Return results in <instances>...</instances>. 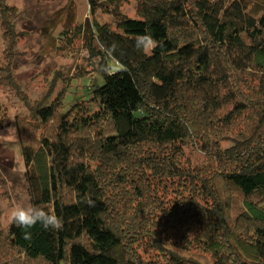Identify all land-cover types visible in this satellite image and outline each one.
Here are the masks:
<instances>
[{"label":"trees","instance_id":"16d2710c","mask_svg":"<svg viewBox=\"0 0 264 264\" xmlns=\"http://www.w3.org/2000/svg\"><path fill=\"white\" fill-rule=\"evenodd\" d=\"M86 2L111 24L60 48L82 41L95 67L16 120L30 205L63 226L11 222L0 262L264 264V0ZM20 14L0 0L11 48Z\"/></svg>","mask_w":264,"mask_h":264},{"label":"rangeland","instance_id":"374dc122","mask_svg":"<svg viewBox=\"0 0 264 264\" xmlns=\"http://www.w3.org/2000/svg\"><path fill=\"white\" fill-rule=\"evenodd\" d=\"M10 2L21 12L18 25L23 27L26 35L11 48L9 42L3 38L0 24V105L6 111L0 125V135H7L9 128L15 129V138H0V236L5 234L11 223L12 210L21 205H30L25 167L16 131L17 118H29V113L39 104L49 103L61 92L73 89L74 82L80 85L79 76L89 75L96 65L95 60H90L82 41L77 42L74 48L61 49L64 42L59 39L60 32L65 28L72 31L75 25L86 27L95 22H112L110 17L102 13L90 14L86 0ZM122 11L129 17H135V3H125ZM19 26L16 30L20 29ZM6 68L9 70L6 71ZM7 74L13 79L11 85L8 84ZM193 158L199 160L200 156L194 155ZM233 194L232 203L237 206L242 198L235 192ZM241 242L248 247L246 240ZM188 254L196 256L203 264H212L208 256L193 249ZM5 262L9 263L7 256L0 264Z\"/></svg>","mask_w":264,"mask_h":264},{"label":"clouds","instance_id":"9594fccd","mask_svg":"<svg viewBox=\"0 0 264 264\" xmlns=\"http://www.w3.org/2000/svg\"><path fill=\"white\" fill-rule=\"evenodd\" d=\"M145 39V38H142ZM151 41V45L154 48L156 46L155 41L151 40V37H146ZM7 135H0V138H6L12 136L15 138V129L9 128ZM11 222L17 227L24 229H31L37 223H39L44 229L60 230L63 226V221L55 214V211L48 212L44 209L37 208L35 206H18L12 210Z\"/></svg>","mask_w":264,"mask_h":264}]
</instances>
